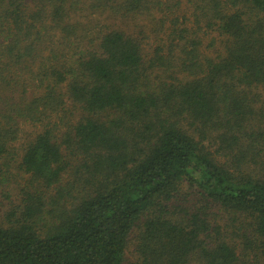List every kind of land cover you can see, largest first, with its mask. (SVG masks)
<instances>
[{"label": "trees", "instance_id": "obj_1", "mask_svg": "<svg viewBox=\"0 0 264 264\" xmlns=\"http://www.w3.org/2000/svg\"><path fill=\"white\" fill-rule=\"evenodd\" d=\"M186 3L0 0V264H264V0Z\"/></svg>", "mask_w": 264, "mask_h": 264}, {"label": "rangeland", "instance_id": "obj_2", "mask_svg": "<svg viewBox=\"0 0 264 264\" xmlns=\"http://www.w3.org/2000/svg\"><path fill=\"white\" fill-rule=\"evenodd\" d=\"M180 13L189 16V8L186 3V0H180ZM72 22H77L80 32V35H90L92 32H95L97 28L101 26H120L125 29L135 30L141 25H145L149 20L144 18L131 19L127 22L114 20L110 16L103 14H91L86 9L82 8L81 10L72 14ZM189 25V22H187ZM205 42L210 40V37L205 38ZM43 128L40 123H30L25 122L21 123L20 131L17 140L10 145L9 150L13 154L8 157V164L3 170L2 180L0 181V202H6L2 198L8 194L9 200L16 202L20 196V189L24 186L26 175L19 169V159L21 155V147L37 132L41 131ZM133 260V254L130 250L126 254V263L130 264Z\"/></svg>", "mask_w": 264, "mask_h": 264}]
</instances>
